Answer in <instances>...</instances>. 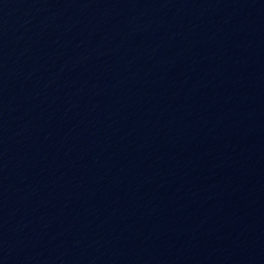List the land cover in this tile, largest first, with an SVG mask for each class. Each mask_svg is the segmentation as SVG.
<instances>
[{
    "label": "water",
    "instance_id": "1",
    "mask_svg": "<svg viewBox=\"0 0 264 264\" xmlns=\"http://www.w3.org/2000/svg\"><path fill=\"white\" fill-rule=\"evenodd\" d=\"M0 264H264V0H0Z\"/></svg>",
    "mask_w": 264,
    "mask_h": 264
}]
</instances>
